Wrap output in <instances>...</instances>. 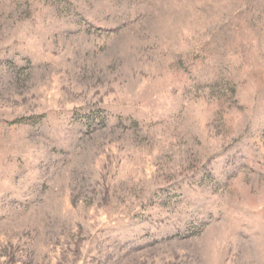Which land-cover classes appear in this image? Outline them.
<instances>
[{
  "label": "rangeland",
  "instance_id": "obj_1",
  "mask_svg": "<svg viewBox=\"0 0 264 264\" xmlns=\"http://www.w3.org/2000/svg\"><path fill=\"white\" fill-rule=\"evenodd\" d=\"M0 264H264V0H0Z\"/></svg>",
  "mask_w": 264,
  "mask_h": 264
}]
</instances>
